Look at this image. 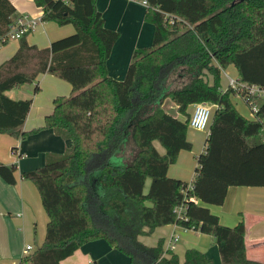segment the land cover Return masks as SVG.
<instances>
[{
  "label": "trees",
  "instance_id": "obj_1",
  "mask_svg": "<svg viewBox=\"0 0 264 264\" xmlns=\"http://www.w3.org/2000/svg\"><path fill=\"white\" fill-rule=\"evenodd\" d=\"M146 1L152 43L133 50L122 80L106 64L119 33L104 25L96 0H34L41 20L70 23L74 31L39 48L27 42L28 30L0 64V130L20 134L32 104V95L15 99L7 91L34 83L38 92L42 73L71 86L68 96L53 99L43 125L70 139V147L21 173L36 185L48 220L42 245L19 264H59L97 238L129 255L131 264H208L196 248L186 249L180 262L173 252L164 255L160 241H139L170 223L212 235L223 264H261L246 257L243 222L225 226L207 205L222 204L230 185H264V98L248 119L231 101L230 87L221 85V70L231 64L240 80L264 87V0ZM15 11L10 0H0V34ZM167 97L178 116L163 109ZM197 102L213 107L190 190L167 171L192 147L188 107ZM129 141L135 152L124 161ZM15 169L0 163V176L14 184ZM180 203L186 218L173 211Z\"/></svg>",
  "mask_w": 264,
  "mask_h": 264
},
{
  "label": "crops",
  "instance_id": "obj_2",
  "mask_svg": "<svg viewBox=\"0 0 264 264\" xmlns=\"http://www.w3.org/2000/svg\"><path fill=\"white\" fill-rule=\"evenodd\" d=\"M10 2L16 9L14 19L18 16H25L28 19H38L42 16V7L37 6L34 0H10ZM96 7L102 14L104 25L119 33L106 64L108 74L115 79L122 80L133 50L151 45L154 25L144 19L146 7L135 0H96ZM73 31L74 27L70 23L59 25L55 21L41 20L27 33L25 38L29 44L44 48L48 47L51 41L69 35ZM38 32L43 36L35 34ZM14 40L16 42L13 46L10 41ZM3 45L0 47V64L15 52L19 39L9 40ZM228 68L232 69L235 77H238L237 69L231 64L221 71L230 74ZM60 80L63 79L51 73L40 74L37 78L40 91L43 85L51 83L45 100L37 101L38 93L34 95L27 117L20 127V134L0 130V163L13 164L16 167L14 184L7 183L0 176V264L8 262L16 264L25 254L23 249L26 244L32 245L31 252H33L42 245L44 240L48 216L42 206L36 185L32 180L23 178L21 173L44 165L52 156L56 158L62 155L71 145L70 139L61 137L51 128L43 127L45 116L53 110V99L56 96H68L61 89L64 86L60 84ZM23 85L12 88L7 91V94L15 99L30 96L25 92L22 95L17 94ZM70 91L71 86L69 94ZM169 101L173 103L166 98V102ZM168 104H164L166 110L167 107L171 109V111L167 110L168 113L172 112L170 114L178 116L176 105ZM188 109L191 112L192 105ZM242 115L248 119L253 118V116ZM202 131H204L205 139L200 153L205 150L209 130H196L191 127L187 130V138L191 144L197 143L198 138H203V134H198ZM260 137L264 140L263 131ZM154 144L160 153L164 152L158 142L155 141ZM189 151L181 150L176 161L168 167L167 172L170 177L179 178L188 183L193 181L196 174L197 156L200 153L195 156L196 163L193 173L190 174L193 163L188 157ZM190 175V179L187 180ZM148 185L149 179L146 181V190ZM207 206L225 226L232 227L240 221L243 222L246 257L264 264V185H230L222 204H208ZM173 234L178 235V240L170 246L169 241ZM138 239L146 246H155L160 241L164 255L168 256L170 252H173L180 262L184 260L186 249L196 248L209 258L208 264H223L218 245L212 235L183 228L175 223L156 227L150 234L141 235ZM123 263L131 264L129 255L110 245L106 239L97 238L82 243L59 264Z\"/></svg>",
  "mask_w": 264,
  "mask_h": 264
},
{
  "label": "built area",
  "instance_id": "obj_3",
  "mask_svg": "<svg viewBox=\"0 0 264 264\" xmlns=\"http://www.w3.org/2000/svg\"><path fill=\"white\" fill-rule=\"evenodd\" d=\"M63 2H67L68 0H62ZM143 4L147 7L146 0H135ZM41 21V18L38 19H28L25 16H18L13 19L8 24V29L6 32L0 34V47L8 42L9 40L19 39L25 32L31 30L38 22ZM170 23L174 21L173 17L169 18ZM227 78V86L235 90L237 95H240L244 98L245 102L249 105L253 117L255 113L258 111L259 104L261 99L264 98V87H261L256 84H248L239 77H233L224 72ZM213 105L208 104L207 102H197L192 104V110L189 117V127L194 128L196 130H207L208 131V124L212 112ZM187 189L192 190L193 185L192 182L188 183ZM189 200L196 199L194 197H188ZM185 204L180 203L173 208L174 213L177 215L178 218H186L185 212ZM178 240V235L173 234L170 238V246H173L175 242ZM33 250L31 244H26L23 251L24 257L26 254L30 253ZM22 258H20L21 260ZM20 260L16 263L19 264ZM6 264H13V263H6Z\"/></svg>",
  "mask_w": 264,
  "mask_h": 264
},
{
  "label": "rangeland",
  "instance_id": "obj_4",
  "mask_svg": "<svg viewBox=\"0 0 264 264\" xmlns=\"http://www.w3.org/2000/svg\"><path fill=\"white\" fill-rule=\"evenodd\" d=\"M35 34H39V35L43 36V34H41L39 32L35 33ZM10 42L14 46L16 41L14 40V41H10ZM228 71L230 73L229 74L230 76L232 75L233 77H235V74L232 71V69L228 68ZM224 72L225 71H223V72L221 71V81H222L221 85H222V89L225 90L228 86H227L226 78L224 77L225 76ZM59 82H60V84H62V86H64L61 88L64 91V93H67L66 95H69V88H70L69 84L64 80H60ZM42 87H43L42 91H40V89H39L38 92L33 93L34 83L33 84L32 83H25L22 87H20L19 91H17V94L22 95L25 92V93H29L30 95H32V98H34L35 97L34 95L38 93V95H37L38 97L36 100L37 101L45 100V98L47 97L46 93L51 88V83H46V86L43 85ZM230 89L232 90L231 101L233 102V104L235 105L237 110L240 113L246 115L247 117L253 116L252 111H251L249 105L245 102L244 98L240 95H237L235 93V90H233L232 88H230ZM167 98H169V97H167ZM165 103H169L168 105H170V106L173 105V103H171L170 101L166 102V98L163 100L162 105L164 106ZM35 109H36V107H35ZM167 110L171 111V109L168 107H167ZM170 113H172V112H170ZM203 132L204 131H202V133L199 132L198 134L202 135ZM204 139H205V136L203 134V138H198L197 143H195V142L192 143V147H191L190 151L188 152V157L193 163V167L191 169L192 172H190V174L193 173L194 165L196 163V157L195 156H197L198 153H200V151L203 147V144H204ZM134 152H135V146H134V143L132 141H129L127 144H124V147L122 149V157H123L124 161H128L131 158V156L134 154ZM53 158H54V156H52L49 159L51 160ZM190 177H191V175L189 176V178L187 180H189ZM122 256H124V255H122Z\"/></svg>",
  "mask_w": 264,
  "mask_h": 264
},
{
  "label": "water",
  "instance_id": "obj_5",
  "mask_svg": "<svg viewBox=\"0 0 264 264\" xmlns=\"http://www.w3.org/2000/svg\"><path fill=\"white\" fill-rule=\"evenodd\" d=\"M163 109L165 110V111H167L165 108H164V106H163ZM168 112V111H167Z\"/></svg>",
  "mask_w": 264,
  "mask_h": 264
}]
</instances>
